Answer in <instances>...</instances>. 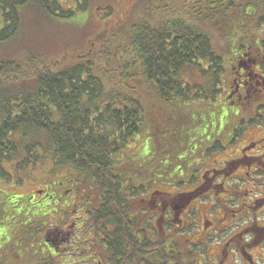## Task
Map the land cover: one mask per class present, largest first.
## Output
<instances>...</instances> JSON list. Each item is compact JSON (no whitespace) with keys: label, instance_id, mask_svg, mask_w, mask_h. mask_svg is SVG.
Listing matches in <instances>:
<instances>
[{"label":"trees","instance_id":"trees-1","mask_svg":"<svg viewBox=\"0 0 264 264\" xmlns=\"http://www.w3.org/2000/svg\"><path fill=\"white\" fill-rule=\"evenodd\" d=\"M148 1L0 0V182L6 185L14 181L21 186L24 176L15 180L6 167L15 165L17 171H24L50 157L57 166L71 169L67 180H74L81 187L87 184L96 193L95 198L89 194L80 209L95 204L87 226L97 231L100 245L105 246L106 256L111 258L109 264H195L194 258L179 254V247L173 245L168 235L144 226V212L152 223L158 213H151L150 194L148 199L141 198L144 184L138 183L141 179L133 178L132 172L143 167L148 178L155 173V177L167 183L163 169L171 162L181 161L184 148L193 145L191 139L200 138L203 142L204 135L216 130L218 104L205 110L203 116L196 113L195 117L203 119L198 121L193 115L186 117L183 110L191 103H212L217 98L225 62L215 52L213 42H223L221 48L225 51L231 38L237 41L253 37L243 36L251 26L264 28V0H159L161 5L155 7L158 19L144 12V17L129 21L137 8ZM72 2V7L65 8V4ZM116 11H122L118 18ZM85 12L94 14L92 18L98 23H108L105 32L127 26L123 49L126 61L120 72L100 68L99 59L85 53L53 66L48 60L50 51L40 49L38 39L33 44L30 37L36 36L40 25H57ZM21 41H27V46ZM10 43L23 49L7 59L4 49ZM191 70L199 73L203 84L185 81V73ZM151 93L173 114L164 127L158 111L148 106ZM154 119L159 132L152 139H160L161 145L142 154L143 166L131 165L123 171L120 168L124 161H118L117 156L148 131ZM218 149L219 145L212 150ZM63 185L57 181L55 189L59 187L61 195L66 196ZM181 186L178 183L177 187ZM198 188L205 190L204 186ZM197 189L181 195H197ZM160 195L158 210L168 204L165 196L170 194ZM32 198L33 195L25 198L29 210L26 214H31L34 207ZM16 201V196L0 189V250L12 244L2 235L13 229L7 224V217H18L23 230L19 241L34 256L26 258L28 264H52L41 261L57 258L55 254L45 256L44 248L50 253L56 250L47 242L48 236L43 239L42 248L34 241L47 228L42 225V218H51L52 213L58 212L57 207L52 211L53 206L47 203L39 211L40 221L25 226L28 217L19 215L13 207ZM244 231L257 235L264 230L256 223H248ZM234 243L242 251L256 244L243 241L239 235ZM30 244L34 249H30ZM15 260L21 264L17 253Z\"/></svg>","mask_w":264,"mask_h":264},{"label":"rangeland","instance_id":"rangeland-1","mask_svg":"<svg viewBox=\"0 0 264 264\" xmlns=\"http://www.w3.org/2000/svg\"><path fill=\"white\" fill-rule=\"evenodd\" d=\"M73 5L74 3L72 2L64 6L68 8ZM160 5L161 3L159 0H149L143 4L142 7L137 8L138 10L129 21L144 17V12L154 14V18L158 19L160 16L155 7H159ZM122 11L119 13L116 11L115 14H117V16L115 18L121 16ZM93 15L94 14L90 12L79 13L74 19L60 21L57 25L49 24L44 27L40 25L39 30L34 33L36 36L29 37L34 45L36 44V39H38V47H40V49L47 48L50 51L47 55L49 62L53 66L85 53L87 57L99 59L100 68L110 67L109 70L118 73L121 71L120 68L126 61V57L123 56V49L125 46L124 33L127 31V26H123V28L117 29L115 32L112 29L105 32L104 28L108 23L105 24V21L101 23L96 22L92 18ZM257 34H262L264 36V28L262 27L259 29L258 27L251 26L247 34L243 36H253L251 38H254ZM26 37L27 36H25V39ZM222 43L220 40L214 41L213 48L217 55L225 58L228 62V50L231 49L233 38H231V44L225 45V51L221 48ZM26 46L27 41L24 42V47ZM22 49V46L19 44L10 43L8 47L4 49V57L12 59ZM105 54H108L106 56L108 58L102 61ZM184 79L191 85L203 84L199 73L194 70L185 73ZM216 104H219L217 98L214 99L212 103L205 100L198 101L186 106L183 112L186 117L188 115L189 117L192 115L195 117V114L200 112L201 116H203L205 110L216 108ZM148 106L158 111L159 119L163 127L173 115L171 112L169 113L166 111L164 103L162 104L159 100L155 99L152 93L149 95ZM195 118H197V121L203 120L201 117ZM174 120L177 119L174 118ZM174 124H176V122ZM259 131V129L254 128L247 136L252 133L258 138ZM158 132V124L154 119L152 120L149 130L137 136L134 141L117 156L119 158L117 159L118 161H124L123 167L120 169L124 171L128 168L129 170L131 165L132 167L137 166L138 168L139 166H143L141 160L142 154L149 152V149H154L161 145L162 141L160 139L156 142L153 141ZM203 137L206 138V135ZM226 139L228 140L227 135H224L222 141ZM195 140L196 139H191L190 142L193 145L184 148L185 151H183V156L180 157L181 161L179 160L178 163L171 162L168 168L166 167L163 169L162 172L165 174V179L169 182L166 183L165 181L159 180L155 177V173L154 177L148 178L144 173L145 170L143 167H140L138 170L135 169L134 172H132V175H134L133 178L138 176V178L141 179L138 183L141 185L144 184V195L141 196V198L148 199V194H150V191L154 188L156 192H154L153 196L157 200L158 208L162 201L160 192L170 194L169 197L165 196L169 201L168 203L172 204L173 201V206L178 208L175 212L171 211L172 213H164L163 215V211L155 208L158 213V216H156L157 219H154L155 224L148 218V213L144 212V215H146L144 226L153 227V224L155 226L158 224L156 228L161 232L160 234L163 236L168 235V237L171 238L170 240L174 241L173 245L179 247V254L181 256L183 255L182 257H186V259L194 258L193 263L195 264H264V238H261L264 237V231H258L260 233H257V235L250 234L251 231H244L248 223H256L259 229L264 230V170L260 172L255 170L254 167L250 170L246 167H242L237 175L242 177V180H225L222 178L221 172H211L213 175H205V179L201 180L200 177L203 172L211 171L213 168L222 169V164L220 163H224V160H228L231 156L234 157L235 152L238 151V147L235 146L227 150L213 152V150L208 149L209 147H206V144H204L200 138ZM163 141H165L166 144L169 143L167 139ZM208 145L209 142L207 143V146ZM256 153L259 152H252L251 155H255ZM121 157H123V159ZM251 161L254 163L255 160ZM6 169L15 180L24 176L21 186H16L14 181L6 185L0 182V189L10 195L16 196V205L13 207L20 216L24 215L28 217L26 220L27 222L24 224L25 226L31 223L36 224L37 220L40 221L39 211L44 210L47 203L53 206L54 209L52 211L57 207L56 210H58V212L56 214L52 213L51 218H42V225L46 224L47 228L43 236L38 234L35 237V245L40 248L44 247L43 239L48 236L50 233L49 231L53 232L54 228H58L59 226L67 229L68 226L73 225L76 216H80L76 207H71L67 210L66 206V199L68 198L67 195L70 194V188L76 189L77 187H81L76 181L67 180V178H70L71 174V169L69 167L57 166L52 159L48 157L41 160L36 166L30 167L28 170L17 171L15 165H9ZM225 172L230 173V170L227 169ZM249 172L253 173L258 179L254 181L250 180V178L247 177ZM136 173L138 175H136ZM171 173L172 175H170ZM212 176L215 178H212ZM132 180L136 182L135 179ZM57 181H61V183L64 184L62 187L64 188L63 191L66 196L61 195L59 187L57 190L55 189ZM65 181L68 185H66ZM150 182H154V184L152 185ZM178 183H182L183 186L180 188L177 187ZM148 184L151 185L148 186ZM83 185L84 186L80 188L82 193L85 192L83 197H87L89 194L90 197L95 198V196H97L93 190H89L87 184ZM200 186H204L205 190L202 191V188H198ZM49 187L51 191H47ZM196 189L198 190L197 195H195V193L189 196L181 195L195 191ZM37 192L40 197L37 196ZM30 195H36L38 198L36 199L34 197L31 199L30 202L34 204V207H31V214H26L29 210L26 209L28 200L25 198ZM48 195L49 197H47ZM69 201L71 200L68 198L67 202ZM184 205L186 206L183 207ZM46 209L48 210L50 208ZM62 216L63 218L65 216L66 221L61 219ZM11 218V216L7 217L6 221L13 229H11V232L8 231L7 234L5 232L2 235L5 236L6 240L11 241L12 244L0 250V264H14L16 262L15 253L19 255L21 264H28L30 262L28 260L26 261V258H28V256L29 258H33L34 256L26 247H23L21 244L22 241H19L23 233L22 227H20L22 223L18 217ZM169 225L173 228L171 229ZM3 231H5L4 228L2 229V232ZM237 235L245 242L255 241L256 244L253 245V247L244 248L243 251L239 250L234 246ZM80 237L82 238L81 235ZM77 241L80 240L78 239ZM59 244L52 243V247L56 248V250H51V253L47 248H44L45 251L42 249L41 252L44 251L45 256L55 254L57 259H55L54 262L62 264L66 258L73 255L70 254L68 245ZM30 246V249H34L35 247L32 244H30Z\"/></svg>","mask_w":264,"mask_h":264},{"label":"flooded vegetation","instance_id":"flooded-vegetation-1","mask_svg":"<svg viewBox=\"0 0 264 264\" xmlns=\"http://www.w3.org/2000/svg\"><path fill=\"white\" fill-rule=\"evenodd\" d=\"M223 60L225 73L220 85L217 86L219 90L217 101L220 107V114L216 119L215 127L217 128H214L216 130L203 139V142L209 150L219 145L216 152L235 146L238 147V151L235 152L234 157L230 155L231 158L220 163L222 169L213 168L211 171L203 172L201 180L205 179V175H213L211 172H221L225 180H242V177L237 176L242 167L249 170L254 167L260 172L264 170V36L258 34L254 38H239L233 41L231 49L228 50L229 61L227 62L225 58ZM254 128L260 130L258 138L252 133L247 136ZM224 135H227L228 140L222 141ZM252 152L259 153L251 155ZM251 160H255L254 163ZM227 169L230 173L225 172ZM247 177L253 181L258 179L251 172L247 174ZM212 178L215 177L212 176ZM80 188H70V194L67 197L72 203L71 201L66 202L67 210L76 207L80 216H76L73 225L68 226L67 229L60 226L54 228V231L48 234L47 242L51 245L60 242L59 245L69 246L70 254L73 256L66 258L62 264H109L108 261L111 258L106 256L105 246L100 245L101 239L97 231L94 227L87 226L88 215L92 213L95 206L87 205L83 210L80 209L84 205V199L87 198L83 197L85 192L82 193ZM49 189L51 188L47 191H51ZM154 192L156 191L152 188L149 196L152 214H155L157 206V200L153 196ZM36 194L39 196L38 192ZM34 197L36 195H33ZM177 209L168 203L163 207L162 215L172 213L171 211L175 212ZM62 220L66 221L65 216ZM153 223L155 224V221ZM154 224L153 227L157 229V225ZM151 236L153 237L154 234ZM78 239L80 241H77ZM55 259L41 258V261L59 264L54 262Z\"/></svg>","mask_w":264,"mask_h":264}]
</instances>
